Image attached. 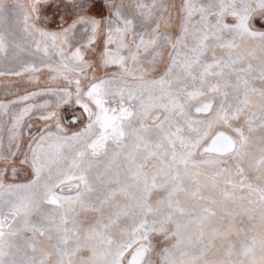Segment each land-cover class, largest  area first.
<instances>
[{
	"label": "snow or ice",
	"instance_id": "snow-or-ice-1",
	"mask_svg": "<svg viewBox=\"0 0 264 264\" xmlns=\"http://www.w3.org/2000/svg\"><path fill=\"white\" fill-rule=\"evenodd\" d=\"M0 264H264V0H0Z\"/></svg>",
	"mask_w": 264,
	"mask_h": 264
}]
</instances>
